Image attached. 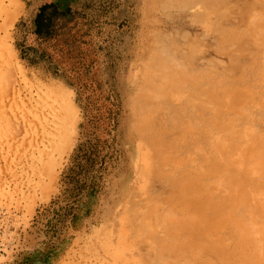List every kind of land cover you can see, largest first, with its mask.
Here are the masks:
<instances>
[{"label":"rangeland","instance_id":"1","mask_svg":"<svg viewBox=\"0 0 264 264\" xmlns=\"http://www.w3.org/2000/svg\"><path fill=\"white\" fill-rule=\"evenodd\" d=\"M182 1L0 0V264H264V0Z\"/></svg>","mask_w":264,"mask_h":264},{"label":"bare ground","instance_id":"2","mask_svg":"<svg viewBox=\"0 0 264 264\" xmlns=\"http://www.w3.org/2000/svg\"><path fill=\"white\" fill-rule=\"evenodd\" d=\"M181 1H182V0H181ZM182 2H183V1H182ZM257 4L260 5V3H259V2L257 3V0H255L254 3H253V5H257ZM163 6H164V5H163ZM164 7H165V6H164ZM166 7H167V6H166ZM260 7H261V6H260ZM234 8H235V7H234ZM262 8H263V7H262ZM215 9H216V8H215ZM235 9H236V8H235ZM216 10H217V9H216ZM223 10H224V9H223ZM231 10H232V8H231ZM219 11H220V9L218 10V12H219ZM236 11H237V10H236ZM199 12H200V11H199ZM218 12H217V13H218ZM223 12H224V11H222V13H223ZM229 12H231V11H229ZM238 12H239V11H238ZM256 12H257V11H256ZM258 12H259V11H258ZM224 13H225V12H224ZM224 13H223V14H224ZM233 13H234V12H233ZM239 14H241V12H240ZM260 14H261V13H260ZM214 15H215V14H214ZM218 15H219V14H218ZM243 15H244V14H243ZM252 15H253V13H252ZM196 16L198 17V15H196ZM206 16H207V15H206ZM225 16H226V15H225ZM236 16H237V15H236ZM200 17H201V15H200ZM200 17H199V18H200ZM218 17H219V16H218ZM222 17H223V15H222ZM237 17H238V16H237ZM241 17H242V16H241ZM252 17L254 18V15H253ZM239 18H240V17H239ZM239 18H238V19H239ZM253 18H252L251 20H253ZM255 18H256V15H255ZM259 18H260V17H259ZM261 18H262V19H261ZM261 18H260V20H263V19H264L263 17H261ZM211 19H212V18H211ZM219 19H220V18H219ZM225 19H226V18H225ZM225 19H224V20H225ZM257 19H258V18H257ZM200 20H201V19H200ZM215 20H216V19H215ZM234 20H235V18H234ZM249 20H250V19H249ZM251 20H250V21H251ZM218 21H219V20H218ZM220 21H221V20H220ZM235 21H236V20H235ZM253 21H254V20H253ZM215 22H217V21H215ZM221 22H222V21H221ZM242 22H243V20H242ZM242 22H241V23H242ZM251 22H252V21H251ZM254 22H255V21H254ZM217 24H218V23H217ZM252 24H253V22H252ZM213 25H214V24H213ZM217 26H218V25H217ZM217 26H216V27H217ZM262 26H264V25H262ZM216 27H215V28H216ZM223 28H224V27H223ZM225 28H226V27H225ZM217 31H218V30H217ZM219 31H220V30H219ZM220 32H221V31H220ZM227 32H228V31H227ZM224 34H225V33H224ZM227 35H229V34H227ZM183 37H184V36H183ZM180 38H181V37L179 36V39H180ZM224 38H226V37H224ZM182 39H183V38H182ZM182 39H180V40L183 41ZM184 39H185V38H184ZM186 39H187V38H186ZM161 40H162V39H161ZM165 40H166V39H165ZM180 40H179V41H180ZM187 40H188V39H187ZM164 43H165V42H164ZM180 43H181V42H180ZM185 43H186V40H185ZM187 43H188V42H187ZM158 44H159V43H158ZM182 44H183V42H182ZM160 47H161V46H159V49L157 48V51L164 52L163 50H167V47H166V49H165L164 46H163V47H164L163 49L160 48ZM172 48H173V47H172ZM182 50H183V49H182ZM174 51H175V50H174ZM165 52H166V51H165ZM170 52H171V51H170ZM161 54H162V53H161ZM165 54H166V53H165ZM168 54H169V53H168ZM168 56H169V55H168ZM168 56H167V57H168ZM167 57H166V59H168V58L170 59V57H171V59L173 58L172 56H169L168 58H167ZM176 57H177V56H176ZM178 57H179V56H178ZM178 57H177V60L179 59ZM166 59H164V60H166ZM169 59H168V60H169ZM173 59H175V58H173ZM173 59H172L171 61L174 62V63L176 64L178 61L175 59V61H176V62H175ZM182 60H183V59H182ZM263 62H264V60H263ZM180 63H181L180 65H182V64L184 65V63H182V61H181ZM177 64H178V63H177ZM186 65H187V64H186ZM186 65H185L184 67H186ZM178 67H179V66H178ZM184 67H183V68H184ZM186 69H187V68H186ZM190 69H192V68H190ZM249 69H250V68H249ZM190 71H191V70H190ZM203 71H204V70H203ZM203 71L201 70L202 73H203ZM191 72H193V71H191ZM248 72H249V71H248ZM204 73H206V72H204ZM214 73H215V72H214ZM257 73H258V72H257ZM184 74H185V73H184ZM249 75H252V74H249ZM259 75H260V73H259ZM188 76H189V75H188ZM208 76H209V75H208ZM220 76H221V74H220ZM190 78H192V76H191ZM212 78H213V77H212ZM219 78H220V77H219ZM223 78H224V77H223ZM255 78H256V77H255ZM193 79H194V78H193ZM193 79H192V80H193ZM216 79H217V78H216ZM194 80H195V79H194ZM204 80H205V79H204ZM204 80L201 81V84H202V82H203ZM226 81H227V80H226ZM233 81H234V80H233ZM206 82H207V81H206ZM206 82H205V83H206ZM187 83H190V82H187ZM221 83H222V82H221ZM198 84H199V83H198ZM217 84H218V83H217ZM231 84H232V83H231ZM190 85H192V84H190ZM203 85H204V84H203ZM205 85H207V84H205ZM214 85H215V84H214ZM229 86H230V85H229ZM192 87H193V86H192ZM207 87H208V86H207ZM217 87H218V86H217ZM214 88H215V87H214ZM227 88H228V87H227ZM228 89H229V88H228ZM212 91H213V90H212ZM227 91H228V90H227ZM219 93H220V92H219ZM223 94H224V93H223ZM219 95H220V94H219ZM157 96H158V95H157ZM161 97H162V96H161ZM161 97H160V98H161ZM153 98H154V97H153ZM155 98H158V99H159V97H155ZM158 99H157V101L161 102V101H160L161 99H159V100H158ZM135 100H136V99H135ZM139 100H140V99H139ZM154 100H155V99H154ZM164 101H165V100H164ZM166 101L168 102L169 100L166 99ZM149 102H150V101H149ZM152 102H153V101H152ZM167 102H165V103H167ZM144 103H145V102H144ZM146 103H148V102H146ZM161 103H162V102H161ZM161 103H160V104H161ZM151 104H152V103H151ZM168 104H171V103L168 102L167 105H168ZM144 105H146V104H144ZM144 105H143V106H144ZM148 105H149V103H148ZM152 105H153V104H152ZM155 105H156V103H155ZM155 105H154V106H155ZM164 105H166V104H164ZM164 105H162L161 107L164 108ZM173 105H174V104H173ZM173 105H170V108H168V107H166V108L171 110V106H172V108H174ZM179 105H180V104H179ZM248 105H249V104H248ZM248 105H247V106H248ZM175 106H176V105H175ZM183 106H184V105H183ZM250 106H251V105H250ZM263 106H264V105H263ZM150 107H152V106H150ZM150 107H149V108H150ZM179 107H180V106H179ZM188 107H189V106H186V108H188ZM139 108H140V107H139ZM149 108H147V109H149ZM152 108H153V107H152ZM181 108H183V107H181ZM248 108H250V107L248 106ZM164 109H165V108H164ZM174 109H175V108H174ZM172 110H173V109H172ZM156 111H157V110H156ZM156 111H155V112H156ZM166 111L168 112L169 110H166ZM173 111H174V110H173ZM160 112H161V110H160ZM182 112H183V109H182ZM211 112H212V111H211ZM171 113H172V112H171ZM171 113H170V114H171ZM176 113H178V112H176ZM180 113H181V112H180ZM180 113H179V114H180ZM156 114H158V113H156ZM161 114H162V113H161ZM166 115H167V114H166ZM235 115H236V114H235ZM163 116H164V114H163ZM170 116H172V114H171ZM180 116H181V115H180ZM157 117H158V115H157ZM165 117H166V116H165ZM167 117H168V116H167ZM175 117H176V116H175ZM233 117H234V116H233ZM161 118H162V117H161ZM163 118H164V117H163ZM172 118H173V116L171 117V119H172ZM176 118H177V117H176ZM157 119H158V118H157ZM168 119L170 120L169 117H168ZM168 119L166 118L167 121H165V123L168 122ZM162 120H163V119H162ZM162 120H161V121H162ZM176 121H177V120H175L174 122L177 124V122L180 121V120H178L177 122H176ZM202 121H205V120L203 119ZM207 121H208V120H207ZM169 122L172 123V124H174V122H171V121H169ZM185 122H186V121H185ZM159 123H160V121H159ZM179 123H180V122H179ZM198 123H199V122H198ZM205 123H206V122H205ZM209 123H210V121H209ZM161 124H162V123H161ZM192 124H193V122H192ZM155 125H156V124H155ZM162 125H163V124H162ZM162 125H161V126H162ZM190 125H191V124H190ZM203 125H204V124H203ZM209 125H210V124H209ZM211 125H212V124H211ZM211 125H210V126H211ZM165 126H166V124H165ZM193 126H194V125H193ZM198 126H199V125H198ZM201 126H202V125H201ZM201 126H200V127H201ZM151 127H152V126H151ZM166 127H167V126H166ZM145 128H146V127H145ZM168 128H169V127H168ZM244 129H245V128H244ZM149 130H150V129H149ZM208 130H209V129H208ZM202 131H203V130H202ZM210 132H211V131H210ZM186 135H187V134H186ZM190 138H191V137H190ZM198 138H200V137H198ZM183 139H184V138H183ZM187 139H188V138H187ZM192 140H193V138H192ZM187 141H189V139H188ZM207 141H208V140H207ZM182 142H183V141H182ZM201 142L203 143L204 141L201 140ZM191 143H192V142H191ZM193 143H194V142H193ZM197 143H198V142H197ZM197 143H196V145H197ZM206 143H207V142H206ZM206 143H205V144H206ZM176 145H177V144H176ZM181 145H182V144H181ZM198 145H199V144H198ZM208 145H209V144H208ZM208 145H207V146H208ZM179 146H180V145H179ZM210 146H211V144H210ZM188 147H189V146H188ZM192 147H193V146H192ZM183 148H184V147H183ZM189 148H190V147H189ZM203 148H205V147H203ZM190 149H191V148H190ZM195 150H196V149H195ZM180 151H181V150H180ZM180 151H179V152H180ZM182 151H183V150H182ZM187 151H188V150H187ZM192 151H193V149H192ZM201 151H203V150L200 149V152H201ZM257 151H258V149H257ZM183 152H184V151H183ZM196 153H198V152H196ZM201 153H203V152H201ZM260 153H261V152H260ZM180 154H181V153H180ZM183 154H184V153H183ZM216 157H217V156H216ZM260 157H261V156H259V158H260ZM188 159H189V158H188ZM253 159H254V157H253ZM255 159H256V158H255ZM138 160H139V159H138ZM256 163H257V162H256ZM170 167H171V166H170ZM256 170H257V169H256ZM257 177H258V176H257ZM212 179H213V178H212ZM255 179H257V178H255ZM214 180H215V179H214ZM217 183H218V182H217ZM219 184H220V183H219ZM253 193H254V192H253ZM257 193H258V192H257ZM140 201H141V200H140ZM155 201H156V200H155ZM152 202H153V201H152ZM162 202H163V201H162ZM135 203H136V202H135ZM163 203H164V202H163ZM165 203H166V202H165ZM133 205H134V204H133ZM144 206H145V205H144ZM162 208H163V207H162ZM217 208H218V207L215 206V210H214V212L217 211ZM145 209H146V208H145ZM157 209H158V208H157ZM172 209H174V207H173ZM209 209H210V208H209ZM167 210H168V209H167ZM202 210H203V213H206V212L208 211V208H207V207H203ZM157 211H159V210H157ZM172 211L175 212L174 210H172ZM172 211L170 210L171 213H172ZM178 211H179V210H178ZM161 212H165L164 209H163V211H161ZM161 212H159V213H161ZM166 212H167V211H166ZM168 212H169V211H168ZM176 212H177V210H176ZM212 212H213V211H212ZM212 212H211V211H208L207 213H212ZM162 214H163V213H162ZM166 214H167V213H165V215H166ZM168 214H169V213H168ZM172 214H173V213H172ZM179 214H180V213H179ZM170 215H171V214H170ZM173 215H174V214H173ZM175 215H177V213H176ZM162 216H163V215H162ZM169 217H170V216H169ZM177 217H178V216H177ZM186 218H187V217H186ZM196 223H198V226H197V228H195V229L193 228L192 231H191V233H192V235H193L194 237H198V238H199V237L201 236V232L199 231V230H200L199 226L201 225V222H195V224H196ZM247 223H248V222H247ZM195 224H194V225H195ZM137 225H139V224H137ZM139 226H140V225H139ZM248 227H249V226H248ZM252 228H253V227H251L250 230H251ZM142 229L145 231L146 229H148V226H146V225L144 226V224H143V227L140 226V231H142ZM252 230H253V229H252ZM257 230H259V229H257ZM262 230H263V228H262ZM141 233H142V232H141ZM226 233H227V231H226ZM252 233H253V232H252ZM260 233H261V234H262V233L264 234V232H261V231H260ZM166 235H167V234H166ZM155 236H156V235H155ZM169 236H170V235H169ZM171 237H172V236H170V238H171ZM153 238H154V237H153ZM175 238H176V237H175ZM162 239H163V238H162ZM168 239H169V237H168ZM171 240H172V239H171ZM173 240H175V239H173ZM260 240H261V239H260ZM263 241H264V240H263ZM257 244H258V243H257ZM106 245H107V244H106ZM254 246H255V245H254ZM261 248H262V247H261ZM261 248H260V249H261ZM122 252H123V250H121V248L118 247V245H117V246H116V250H115V255H114L115 262L119 261V263H120V258H121ZM134 254H135V253H134ZM197 254H198V253H197ZM213 254H214V253H213ZM209 255H210V254H209ZM211 255H212V254H211ZM163 256H165V255H162V257L160 256V258H163ZM204 256H205V255H204ZM166 257H167V255H166ZM166 257H165V258H166ZM170 257H171V256H170ZM184 257H185V256H184ZM213 257H214V256H213ZM211 258H212V257H211ZM216 258H217V257H216ZM157 259H159V258H157ZM157 259L155 258L156 261H158ZM220 259H221V257H220L219 259H217V260H220ZM153 260H154V259H153ZM162 260H164V259H162ZM183 260H184V259H181V261H182L181 264H185L186 260H184V261H185L184 263H183ZM213 260H216V259H213ZM217 260H216V264H217V262L219 263V261H217ZM156 261H155V263L158 264L159 262H156ZM189 261H191V260H189ZM201 261H202V260H201ZM210 261H212V259H211ZM160 262H161V261H160ZM120 264H121V263H120ZM123 264H126V263H123ZM153 264H154V263H153ZM219 264H220V263H219Z\"/></svg>","mask_w":264,"mask_h":264},{"label":"trees","instance_id":"3","mask_svg":"<svg viewBox=\"0 0 264 264\" xmlns=\"http://www.w3.org/2000/svg\"><path fill=\"white\" fill-rule=\"evenodd\" d=\"M47 6H49V5H44L43 7H47Z\"/></svg>","mask_w":264,"mask_h":264}]
</instances>
